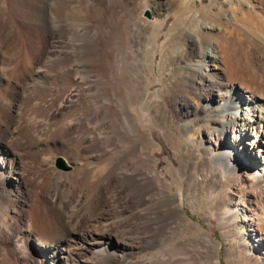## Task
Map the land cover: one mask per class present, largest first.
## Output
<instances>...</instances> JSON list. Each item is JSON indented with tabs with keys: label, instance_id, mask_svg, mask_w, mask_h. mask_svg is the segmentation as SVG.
I'll return each mask as SVG.
<instances>
[{
	"label": "bare ground",
	"instance_id": "bare-ground-1",
	"mask_svg": "<svg viewBox=\"0 0 264 264\" xmlns=\"http://www.w3.org/2000/svg\"><path fill=\"white\" fill-rule=\"evenodd\" d=\"M2 1L0 77L20 52L9 40L14 20ZM46 1L35 0L29 9L46 12ZM57 1L58 31L37 58L48 67L32 74L71 77L69 88L32 106V91L22 105L0 101V134L7 143L21 146L51 133L54 141L77 140L81 147L71 150L69 172L48 170L45 182L12 169L14 205L26 207L18 194L28 181L31 189L45 188L55 217L43 230L27 214L17 216L30 223L27 234L43 253L45 262L36 264H137L128 255L144 250L157 253L149 264H220L214 241L184 214L182 201L201 219L217 218L229 244L226 264H264V0ZM82 5L92 6L91 16L85 11L90 21L72 17L70 32L69 15L62 17ZM145 8L151 17L143 16ZM18 23L24 46L26 22ZM156 81L158 100L151 91ZM121 98L126 104L118 109ZM74 107L83 109L70 122L50 124ZM143 117L162 130L175 167L157 170ZM239 214L244 234L233 230ZM4 228L0 264H34L17 252ZM70 234L74 249L63 241ZM178 234L186 239L175 241ZM114 239L122 254L106 244Z\"/></svg>",
	"mask_w": 264,
	"mask_h": 264
},
{
	"label": "rangeland",
	"instance_id": "rangeland-1",
	"mask_svg": "<svg viewBox=\"0 0 264 264\" xmlns=\"http://www.w3.org/2000/svg\"><path fill=\"white\" fill-rule=\"evenodd\" d=\"M21 1V2H20ZM28 3H25V2ZM4 8L6 14L14 20V24L11 26L9 31V40L13 44L14 49L18 46L19 53L14 56V61L6 66H4V75L0 77V101L4 105L15 104L16 106L22 105L24 101L27 100L29 93L34 95V100L32 102L29 101L28 104L32 106L34 103L41 102L43 100L51 99L52 97H59L65 90H67L70 86V78L66 77L65 79H53L54 74L51 76L53 78H36L32 72L34 70H45L48 67L47 63H38L37 58L39 49L45 46V42L50 41L51 35L55 34L58 31L57 19H56V11L58 7L57 0H47L46 1V12L40 11L39 9L32 10L29 9L35 0H4ZM26 5V6H25ZM49 5V6H48ZM82 5V9L78 10V13L70 14L61 12L62 18H68L66 15H69L68 22L74 21V18L77 19H90L92 14V6ZM26 8V9H25ZM68 9V8H67ZM66 9V10H67ZM89 11H88V10ZM24 11L26 12L24 14ZM88 11L89 15L86 13ZM91 11V12H90ZM82 12V14H81ZM85 12V13H84ZM42 13V14H41ZM85 14V15H84ZM74 15V16H73ZM85 17H84V16ZM88 15V16H87ZM143 16L149 18L151 17L148 9L143 10ZM32 17V18H31ZM43 17V18H42ZM72 17H74L72 19ZM80 17V18H79ZM82 17V18H81ZM34 18V19H33ZM51 18V19H50ZM49 19V20H48ZM72 19V20H70ZM21 20L25 24V32L29 37L28 43L24 46L20 44V41L23 36V28L19 25L18 21ZM85 20V21H86ZM90 21V20H89ZM88 20L86 22H89ZM54 22V23H53ZM73 23V24H72ZM69 23V30L73 32V25L75 22ZM72 24V26H70ZM72 27V28H70ZM54 29V30H53ZM49 31V32H48ZM54 31V32H53ZM75 32V31H74ZM75 34V33H74ZM72 33L71 36L74 35ZM43 42V43H42ZM41 46V47H40ZM54 59V57H50ZM1 67V66H0ZM42 68V69H41ZM3 73V72H2ZM23 77V78H22ZM28 79V80H27ZM32 81H31V80ZM36 82V85H34ZM39 83H45V86H41ZM40 85V86H37ZM69 84V85H68ZM160 83L158 81L154 82L153 88L151 89L153 93V99H157L159 89H161ZM34 85V86H33ZM37 87V88H36ZM40 88V89H39ZM43 89V90H42ZM34 90V91H33ZM37 91V92H35ZM31 94V95H32ZM33 95L31 97H33ZM52 96V97H51ZM40 100V101H39ZM126 99L121 98V101L118 102L117 108L121 105L126 104ZM5 101V102H4ZM124 101V102H122ZM121 105H120V104ZM124 103V104H123ZM135 108L136 106L133 105ZM132 106L133 109H135ZM81 109L79 107H74L71 110L63 113L64 115L58 116L55 120L50 121V124L60 126L62 123L70 122L75 116H77ZM42 114L37 115V120ZM39 119H42L41 117ZM145 119V121H144ZM115 119L108 120L111 126H115ZM143 121V122H142ZM141 125L143 130H145L148 135L152 138L154 143L153 150V158L154 160L160 164L157 168L158 171L162 172L165 167L168 166L169 163L173 164L175 167V153L171 146L168 144L162 130L158 128L152 121L147 120L145 117L142 118ZM114 124V125H113ZM0 134V191L3 199H7L10 197V201L8 199L2 200L0 203V225L7 229L8 233L11 234L12 240L15 241V247L17 252L24 258L28 259L31 262L35 261L34 264L38 261H44L43 253L41 248L35 243V239L33 235H29V229H31V225L29 222L19 221L17 220V216L25 217L26 214L29 218V221L41 229L50 230L53 227V221L55 220L53 210L51 209V203L49 196L45 192V188L40 186L38 189H31L29 182H24L23 185L19 188L21 191L19 196L20 202H24L26 204L25 208H18L14 205L16 190L14 188L15 179H13V171L12 169H18L19 171L24 172L25 176L28 177L31 175L42 176L43 181H47L46 175L48 170H56L59 172H69L71 170L70 161L72 160V154L74 151L73 148H79L78 141H62L59 142L52 140L54 136L52 134H40L37 136H33L23 140L21 146L15 144V142H8L5 139L6 136ZM43 137H42V136ZM38 137V138H37ZM4 138V139H3ZM229 140H231V135L228 136ZM49 140V141H48ZM54 141V142H53ZM77 142V143H76ZM79 146V147H77ZM183 147V146H182ZM81 148V147H80ZM69 150V151H68ZM73 152H72V151ZM69 155V156H68ZM78 160H81V156L78 157ZM61 164V166H60ZM47 171V172H46ZM42 174V175H41ZM197 175V177H196ZM195 178L197 180H201L200 175L196 174ZM30 176V177H31ZM2 187V188H1ZM209 190L210 193L217 197L218 191L217 188H211ZM171 191L173 189L171 188ZM212 191V192H211ZM13 198V199H12ZM12 200V201H11ZM4 202V204H3ZM182 211L184 214L192 221L199 224L212 238L213 246L217 249L218 252V260L220 264H226L224 255L226 252V248L228 247V243L225 242L223 237L221 236V230L219 229L217 218L212 216L210 218L201 219L199 215L193 213L188 209L185 205V202L182 201ZM25 209V210H24ZM44 210V211H43ZM21 213V215L19 214ZM31 217V218H30ZM115 220L114 218H112ZM20 222V223H19ZM24 222V223H22ZM233 222V230L240 232L241 234L245 233L246 224L243 221L242 215H235L232 218ZM6 225V226H5ZM28 225V227H27ZM30 225V226H29ZM10 230H9V228ZM13 228L17 231V234L10 232ZM28 231V232H27ZM178 236V237H177ZM244 241H251V237L248 235H244ZM175 241L185 240L184 236L181 234L174 236ZM66 247L74 249L76 247L75 236L72 234L65 236L63 239ZM109 248L115 249L117 254H122V248L116 247V240L114 239L111 244L106 243ZM157 256V253L154 250H144L141 252L133 251V253L128 255L129 260L137 262V264H149L153 258ZM71 263V261L69 262ZM264 263V262H263Z\"/></svg>",
	"mask_w": 264,
	"mask_h": 264
},
{
	"label": "water",
	"instance_id": "water-1",
	"mask_svg": "<svg viewBox=\"0 0 264 264\" xmlns=\"http://www.w3.org/2000/svg\"><path fill=\"white\" fill-rule=\"evenodd\" d=\"M60 166H61V164H60Z\"/></svg>",
	"mask_w": 264,
	"mask_h": 264
}]
</instances>
